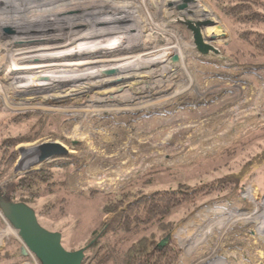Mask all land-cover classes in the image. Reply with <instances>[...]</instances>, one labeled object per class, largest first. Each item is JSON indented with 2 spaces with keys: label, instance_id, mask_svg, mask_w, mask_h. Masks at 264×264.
<instances>
[{
  "label": "rangeland",
  "instance_id": "1",
  "mask_svg": "<svg viewBox=\"0 0 264 264\" xmlns=\"http://www.w3.org/2000/svg\"><path fill=\"white\" fill-rule=\"evenodd\" d=\"M80 1L94 3L87 4L89 9H98L96 4H103L107 13L115 12L118 16H100V21H94L90 27H77V35L61 25L57 29L44 28L39 31L42 34L0 26V139L8 132H25L34 123L31 120L27 125H10L7 129L5 125H9L12 116L36 111L49 116V126L39 137L18 144L19 157L9 173H1L0 191L7 190L16 177L30 169L31 158L24 157L20 148L28 149L43 141L64 143L70 153L82 160L68 174V189L61 191L68 198L67 212L39 216V221L48 230L61 232L63 246L73 250L94 239L93 227L106 199L102 194L118 192L132 180L151 175L153 182L147 191L176 188L180 182L197 185L226 173V169H213L225 159L236 164L231 171L236 173L239 162L260 156L262 159H257L260 163H255L238 180L236 195H210L185 214L179 213L176 215L179 223L165 238L174 240L181 248L178 264H264V58L259 65L245 66L230 57L237 49L247 47L235 38L230 24L209 0H79L77 3ZM30 4L23 2L16 9H4L0 14H11L0 16V20L7 17L16 21L12 25L23 24L27 28L25 14L19 18L16 10ZM164 7L166 10L162 12ZM72 11L67 12L74 15L76 10ZM119 13L124 16L121 18ZM104 21L121 22L124 29L100 34L97 30ZM188 21L200 28L204 42L212 48L206 52L198 49ZM135 30L138 34L132 32ZM167 32L174 33L184 48L183 65L178 63L176 48L165 46L172 40ZM212 36L214 40H210ZM113 38L129 40L132 44L128 45L135 46V50L130 46L97 51L88 48ZM55 40L59 43L54 44ZM153 46L162 48L147 55ZM24 48L35 52L29 57L11 58V54ZM37 49L46 52L38 54ZM171 50L174 51L169 57ZM128 54L130 58L123 57ZM53 55L60 56L52 58ZM113 55L122 57L113 67L108 62H94ZM55 67H62L63 73L69 67L84 72L66 81L43 77L47 79L26 84L20 76L14 79L17 72L20 75L48 72ZM102 70L113 71L116 76L98 74ZM98 78L104 82L125 81L102 89L90 84ZM158 84L169 87L161 89ZM175 86L184 90L169 98ZM239 140L244 141V148L237 154L221 153L227 147L239 148ZM72 143H80L82 148H74ZM68 155L54 160L72 159ZM90 189L98 191L91 199L79 194ZM44 202L46 199L41 198L33 205L39 208ZM222 204L226 206L218 207ZM112 216L103 219L108 222ZM101 230L100 223L98 232ZM18 244L23 245L18 231L0 211V252L6 249L12 252ZM0 264L15 263L3 260ZM21 264L40 262L30 257Z\"/></svg>",
  "mask_w": 264,
  "mask_h": 264
},
{
  "label": "trees",
  "instance_id": "2",
  "mask_svg": "<svg viewBox=\"0 0 264 264\" xmlns=\"http://www.w3.org/2000/svg\"><path fill=\"white\" fill-rule=\"evenodd\" d=\"M209 1L218 14L230 24L235 38L247 47L237 49L230 57L245 66L261 64V59L264 58V0ZM31 120H34V123L25 132H8L1 135L0 179L1 173H9L17 161L18 144L39 137L49 126V116L39 111L27 112L12 116L9 125H5L9 129L10 125H27ZM238 142L242 146L237 149L227 147L221 153L230 156L237 154L239 149L244 148V141ZM72 146L81 147L82 144L72 143ZM68 157L72 159L44 162L16 177L7 190L0 191V208L2 201L24 202L34 208L38 220L39 216L65 214L69 202L61 191L68 189L67 177L70 170L77 169L82 162L74 153H70ZM257 159L262 158L253 155L252 159H241L246 162L238 163L240 169L235 171L236 173L231 172L236 164H231L230 160L225 159L213 169H226V173L197 185L180 182L176 188L147 191V186L153 182L151 175L132 180L118 192L102 194L106 199L93 227L94 239H89L88 244L73 250L85 247L81 264H178L182 254L179 245L174 240L160 244L179 223L176 215L185 214L210 195H236L238 180L259 162ZM96 193L98 191L90 189L79 194L91 199ZM41 198L46 199V202L36 208L33 204ZM109 214L113 216L105 222L103 217ZM100 223L103 230L98 232ZM12 242L17 243L16 240ZM18 245L12 252L9 249L1 251L0 261L21 264L23 260L28 259V253H25L23 246Z\"/></svg>",
  "mask_w": 264,
  "mask_h": 264
},
{
  "label": "bare ground",
  "instance_id": "3",
  "mask_svg": "<svg viewBox=\"0 0 264 264\" xmlns=\"http://www.w3.org/2000/svg\"><path fill=\"white\" fill-rule=\"evenodd\" d=\"M10 1H13V2H10ZM78 1L79 0H0V5H4V4H7V3L10 2L9 4L6 5V7L0 6V12L3 11L4 9H6V10L16 9L18 6H20L19 4L20 3H23V2H32V4H30V5H25V9H23V10H16V12L19 13V18H21V14L22 13H23V15L25 14L24 21L27 22L26 23L27 28H25L24 26H22L23 24H15V25H12V23H16V21L7 20V17H4L2 20H0V26L6 27V30L7 29L8 30H11L15 26V27H20V30H22L23 32L25 30H27V31H25V33H27L28 31H30V32H34V33L36 32V33L42 34L39 31H41L44 28H47V27L56 28L59 25H61L64 28L67 27V29H70L71 30V34L77 35L75 33L78 30L77 27L78 28L80 27V29H81L84 26H89V25L91 26V24L94 21H97V22L100 21L98 19L100 16H102V18H104L105 16H113V17L118 16V14L115 13V12L114 13H107V11L104 10V8L106 6H104V8L102 7L103 4H96V5H98V7H97L98 9H89L90 6L94 5V3H87V4H90V6H89L86 3L81 2V1H80V3H77ZM34 2H38V3H34ZM165 8L166 7L163 8V11L162 12H164V10H166ZM69 10H73V11L76 10V12L74 13V15H71L70 13L68 14V12H67ZM85 11H86V13L85 14H82ZM126 11L128 12L130 10L126 9ZM9 14H11V12L10 13H7V14H5L3 12L2 14H0V16H2V15H9ZM66 15H70V16H66ZM119 16L122 18L124 15H121L119 13ZM66 17H68V18H66ZM40 18H43V19H40ZM13 19H15L14 16H13ZM51 19L56 20V22H52V23L50 22L49 23L48 21L51 20ZM104 22H105V24H103L102 26H100V28L97 30V32H100V34H105L106 32L109 33V34H114L113 32L115 30H123L124 29L122 27L123 24L121 22H115V23H112V21H110V22L104 21ZM158 27H160V26L158 25ZM161 29H162V31H165L162 27H161ZM132 32L133 33L135 32V34H138L136 32V30L135 31H132ZM205 32H206V30H205ZM53 33H54V31H53ZM58 33H56L54 35H58ZM167 33L170 35V37L172 38V40H169L168 44H166L165 46H169V47L172 46V48H174V47L176 48L177 55L179 56V59H180V62H178V63H180V65H183L184 64L183 61L185 59V56H184V53H183V50L182 49H184V48H182V45L180 44L179 40L177 39V36L174 33H171V32H167ZM60 34H63V33L61 32ZM115 36H117V35L116 34L115 35H112V37H115ZM134 36L137 39H140L141 38V36H137V35H134ZM34 37L35 36H33V38ZM135 37L133 38V42H134V40H136ZM55 39H56V37H55ZM122 39H120V38L118 40L116 38H113V40L108 39L107 40L108 42L107 41L106 42L104 41L102 43L99 42L100 44L97 43V44H94V46L93 45H91V46L88 45V48H94V51H97L99 49L108 48V47H111V46H113V48H115V47L124 48L126 46H130L132 50H135L134 49L135 46L128 45V44H132V43H129V40H127L128 41L127 42L126 39H124V40H122ZM55 41L57 43H54V44H58L59 43V40H55ZM111 41H114V42H111ZM125 43H127V44H125ZM48 47L49 46H42L40 48L48 49ZM160 48H162V46L161 47L153 46V51L151 53L147 52L146 54L147 55L154 54L155 50H157V49L159 50ZM167 48L165 50H167ZM173 51L174 50H171L169 57H172V52ZM33 52H35L34 49L24 48L22 50H17V52L15 54H11V58L12 57H17L18 58L19 56H16V55H21L20 57H24V55H27V57H29V55L32 54ZM37 52H38V54L39 53L41 54V53L46 52V51L38 50L37 49ZM61 53H62V51H61ZM59 56L60 55H53L52 58H56V57H59ZM125 56H128V58H130L131 57V54L124 55L123 57H125ZM120 59H122V57L113 55V56L108 57V58L100 57L99 59L94 60V62H97V63H105V62H108L106 64H110V66L113 67V64H117L118 63L117 61L120 60ZM62 67H55L54 69H52V70H50L48 72H39V73H37V72H34V73L22 72L23 75H20L21 73L19 74V72H17V73H14V79H19L18 77L20 76V79H24L25 81H27L26 84L27 83H30V82L39 81V79H47V78H43V77H50L48 79L49 80H54V81H66V80H74V79H76L75 76L82 75L83 72H84V71H79V70H73L72 68L69 67L68 68V71H66L67 73H63L60 70V69H62ZM63 69H66V67H63ZM98 74H106V75H110V76H116V74L113 71H107V70H102L101 72H98ZM49 75H51V76H49ZM67 76H70V77H67ZM122 81H125V80H119V79L113 80L112 79L111 81L104 82V81L101 80V78H98V79L93 80L92 83H90V84H93V86L96 85L97 88L104 89L105 87L106 88H108V87H115L116 84H119ZM26 84H24V86ZM104 84H106V85H104ZM14 86L20 87L19 85H14ZM155 86H153V87H155ZM157 86H158V88L164 89V88H168L169 87V84H160V85L158 84ZM183 90H184V88H182L180 86H177L176 87V90L174 92H171V93L168 94L169 95V98L170 97H173L175 94H177V93H179L180 91H183ZM160 100H162V99H160ZM33 150L34 149L31 147L30 148V152H32ZM22 152H23V154L25 156L29 157L28 156L29 153H30L29 152V149L28 150L27 149L26 150L24 149ZM30 158L31 159H29V161H28V166L34 160L33 157H30ZM25 160L26 159H24V161ZM213 256H214V254H213Z\"/></svg>",
  "mask_w": 264,
  "mask_h": 264
},
{
  "label": "water",
  "instance_id": "4",
  "mask_svg": "<svg viewBox=\"0 0 264 264\" xmlns=\"http://www.w3.org/2000/svg\"><path fill=\"white\" fill-rule=\"evenodd\" d=\"M208 22L210 23V21H205V23ZM188 26L194 32V41L201 52L212 48L211 45L204 42L201 30L197 25L188 21ZM214 38L215 36H212L210 40H214ZM32 148L34 149L32 152L28 148L30 152L28 156L34 158L29 168L38 167L44 162H50L71 152L64 143L57 140L43 141ZM20 149L26 150V148ZM0 210L18 231L26 254L29 251L32 252L41 264H81L85 255V247L76 250L66 249L62 244V233L43 227L38 220L36 211L30 205L24 202L2 201ZM164 241L167 239L165 238ZM164 241H161V244Z\"/></svg>",
  "mask_w": 264,
  "mask_h": 264
},
{
  "label": "built area",
  "instance_id": "5",
  "mask_svg": "<svg viewBox=\"0 0 264 264\" xmlns=\"http://www.w3.org/2000/svg\"><path fill=\"white\" fill-rule=\"evenodd\" d=\"M28 253H29L30 257L35 258L36 260H38L37 257L32 252L29 251Z\"/></svg>",
  "mask_w": 264,
  "mask_h": 264
},
{
  "label": "crops",
  "instance_id": "6",
  "mask_svg": "<svg viewBox=\"0 0 264 264\" xmlns=\"http://www.w3.org/2000/svg\"><path fill=\"white\" fill-rule=\"evenodd\" d=\"M229 205V204H228ZM224 206H226V204H222V205H220V206H218V207H224Z\"/></svg>",
  "mask_w": 264,
  "mask_h": 264
}]
</instances>
